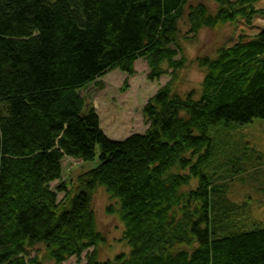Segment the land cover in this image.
<instances>
[{
  "label": "trees",
  "instance_id": "16d2710c",
  "mask_svg": "<svg viewBox=\"0 0 264 264\" xmlns=\"http://www.w3.org/2000/svg\"><path fill=\"white\" fill-rule=\"evenodd\" d=\"M208 1L0 0V264H39L38 245L54 264L91 249L85 264H264V228L235 234L237 208L204 172L212 127L264 120V0ZM181 21L187 43L232 32L215 58L189 62ZM138 60L148 81L171 80L142 111L149 130L111 141L78 92L114 70L133 77ZM189 63L205 72L198 100L173 91ZM97 147L98 166L63 184V160L91 162ZM100 187L129 248L106 262Z\"/></svg>",
  "mask_w": 264,
  "mask_h": 264
},
{
  "label": "rangeland",
  "instance_id": "374dc122",
  "mask_svg": "<svg viewBox=\"0 0 264 264\" xmlns=\"http://www.w3.org/2000/svg\"><path fill=\"white\" fill-rule=\"evenodd\" d=\"M236 2L237 0H231ZM205 4L212 7L208 0H192L191 5ZM183 36V47L189 62L197 57L215 58L217 50L224 44L232 32V26L225 25L213 30H203L195 42L187 43L188 26L185 21L179 23ZM180 57L177 58L179 60ZM174 82L173 91L181 96L195 92L196 100L201 96V87L205 72L198 65L189 63ZM167 69V65H163ZM135 75L127 77L118 70L97 78L78 93L84 99L83 115L93 108L100 119V128L111 141H124L131 135H144L149 130V124L142 111L149 100L170 82V76L150 82L148 66L143 60L134 65ZM169 71V70H168ZM170 72V71H169ZM97 84L101 85L100 87ZM208 137L212 141L211 159L204 168L214 185L225 191L226 201L237 208L234 216L233 232H250L264 228V120H255L249 125H232L221 123L209 130ZM100 163V149L96 148L95 159L91 162H81L65 158L62 163V183L70 188L76 178L96 168ZM177 173V171H175ZM57 182L50 185L55 189ZM192 182L186 189L196 188ZM64 194H59L61 201ZM114 206L119 209V202L111 200L103 188H98L93 197L98 232L105 238V243L97 249L99 261H113L120 254H128L129 248L123 241V226L116 215L107 214V208ZM84 253L78 260L70 258L63 264H85ZM43 245L31 250L30 257L39 264H54L46 259Z\"/></svg>",
  "mask_w": 264,
  "mask_h": 264
}]
</instances>
